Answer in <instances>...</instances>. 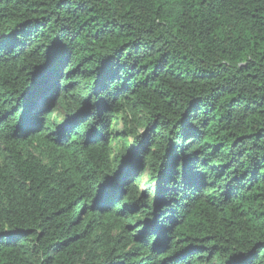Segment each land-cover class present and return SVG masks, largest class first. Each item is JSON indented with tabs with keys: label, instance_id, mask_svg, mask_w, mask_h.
I'll use <instances>...</instances> for the list:
<instances>
[{
	"label": "trees",
	"instance_id": "trees-1",
	"mask_svg": "<svg viewBox=\"0 0 264 264\" xmlns=\"http://www.w3.org/2000/svg\"><path fill=\"white\" fill-rule=\"evenodd\" d=\"M0 264H264V0H0Z\"/></svg>",
	"mask_w": 264,
	"mask_h": 264
},
{
	"label": "rangeland",
	"instance_id": "rangeland-1",
	"mask_svg": "<svg viewBox=\"0 0 264 264\" xmlns=\"http://www.w3.org/2000/svg\"><path fill=\"white\" fill-rule=\"evenodd\" d=\"M115 133L116 134L124 133V125L121 121H118V125L115 127ZM130 142H131V140H130ZM115 147L117 150L118 146L115 145ZM148 180L149 179L147 176L143 177L141 185L139 186L140 191H146V188H147L146 183L148 182Z\"/></svg>",
	"mask_w": 264,
	"mask_h": 264
}]
</instances>
